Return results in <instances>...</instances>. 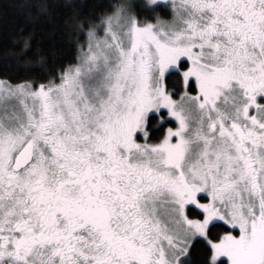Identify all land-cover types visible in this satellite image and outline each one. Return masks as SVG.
Masks as SVG:
<instances>
[{"label": "rangeland", "instance_id": "374dc122", "mask_svg": "<svg viewBox=\"0 0 264 264\" xmlns=\"http://www.w3.org/2000/svg\"><path fill=\"white\" fill-rule=\"evenodd\" d=\"M145 1L170 7L172 18L145 22L119 9L90 31L78 63L59 82L0 79V236L25 220L39 194L62 201L71 191L75 180L61 173L63 155H90V174L97 177L100 162L127 163L130 151L140 164L137 180L161 177L159 191L137 203L138 188L111 197L125 202V214L134 211L125 230L130 244L149 231L159 264H184L191 243L223 222L238 234L211 242L212 264H243L246 254L245 264H264V101L249 80L264 75V51L255 43L239 49L247 43L235 23L241 14L232 9L236 0ZM184 60L185 82L195 81L198 91L175 99L165 77ZM161 110L175 127L151 144L146 120ZM27 142L36 145V158L15 174L9 163ZM191 207L203 217L191 218ZM135 256L133 264H145Z\"/></svg>", "mask_w": 264, "mask_h": 264}, {"label": "flooded vegetation", "instance_id": "af4514ba", "mask_svg": "<svg viewBox=\"0 0 264 264\" xmlns=\"http://www.w3.org/2000/svg\"><path fill=\"white\" fill-rule=\"evenodd\" d=\"M234 5L232 4V9L239 11L237 15L242 14L239 15L240 20L235 23L240 27L241 37L247 43L244 46L240 44L239 49L244 53L255 43L258 44L259 50L264 51V0H236ZM248 41L251 45H248ZM208 46L205 45L204 49L212 48ZM249 80L261 93L259 97L264 101L263 73L251 74ZM52 146L54 149L57 147L56 144ZM102 152L101 154H104ZM132 157L134 158L133 153L129 151L125 159L130 158L127 163L105 159V162H100L98 166L102 174L97 177L93 174L92 177V161L88 159L93 157L80 155L78 151L63 155V158H60L61 173L75 180L68 184L71 191L64 192L62 201L55 199L52 194L45 193L30 201L31 206L25 213V220L1 231L0 264H41L40 259L50 261L48 264H133L137 254L145 264H159L149 244V231L145 232V238L134 237L135 245L128 242L125 230L135 218L131 216L134 211L129 208L125 214L122 209L125 202H115L111 199L117 193L129 194L130 188H138L141 194L133 198L137 203L145 194L159 191L161 177L150 182L146 180V175H140V180L136 179L134 169L140 167V164ZM35 158L36 145L34 160ZM13 162L14 160L9 163L11 167ZM21 171L14 172L16 174ZM125 171L130 172L125 174ZM82 184H85V188L81 187ZM53 202L60 203V206L57 207ZM117 205H121L120 208ZM56 208L58 210L54 211ZM48 219L51 220L47 221ZM97 238L105 247H98L100 243ZM107 247L110 250L107 251ZM97 252L100 254H95ZM58 254H61V257H58ZM243 258L242 263H247L248 254Z\"/></svg>", "mask_w": 264, "mask_h": 264}, {"label": "trees", "instance_id": "16d2710c", "mask_svg": "<svg viewBox=\"0 0 264 264\" xmlns=\"http://www.w3.org/2000/svg\"><path fill=\"white\" fill-rule=\"evenodd\" d=\"M126 7L140 21L172 18L170 7L149 6L145 0H0V79L33 86L59 82L66 70L78 63L90 31ZM187 66V61H181L179 69L165 77L166 88L175 99L197 94L195 81L185 82ZM169 127H175V122L166 110L149 114L148 142L160 143ZM189 215L203 217L192 207ZM227 232L238 234L223 222L213 223L207 239L196 238L191 243L184 264H212L211 242L219 241ZM218 264L227 263L222 259Z\"/></svg>", "mask_w": 264, "mask_h": 264}, {"label": "water", "instance_id": "95a60500", "mask_svg": "<svg viewBox=\"0 0 264 264\" xmlns=\"http://www.w3.org/2000/svg\"><path fill=\"white\" fill-rule=\"evenodd\" d=\"M35 146L32 142H27L20 149L14 159L13 170L16 172L26 168L34 159Z\"/></svg>", "mask_w": 264, "mask_h": 264}]
</instances>
